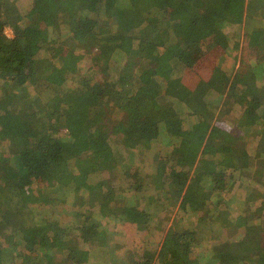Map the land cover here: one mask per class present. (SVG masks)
Returning <instances> with one entry per match:
<instances>
[{"label":"trees","instance_id":"obj_1","mask_svg":"<svg viewBox=\"0 0 264 264\" xmlns=\"http://www.w3.org/2000/svg\"><path fill=\"white\" fill-rule=\"evenodd\" d=\"M151 6L164 8L143 23H154V41L95 33L83 20L93 7L96 17L134 23L133 0H0V264H79L43 217L37 225L25 216L40 199L32 190L84 182L117 145L149 149L162 124L177 128L189 114L205 125L194 126L204 128L194 166L158 249H142L138 264H264V62L246 66L231 53L243 28L264 53V0ZM33 43L42 56L29 55ZM118 49L125 61L113 81L105 74ZM202 54L210 64L191 86L184 71ZM83 59L91 72L79 71ZM187 214L207 222L201 240Z\"/></svg>","mask_w":264,"mask_h":264},{"label":"crops","instance_id":"obj_2","mask_svg":"<svg viewBox=\"0 0 264 264\" xmlns=\"http://www.w3.org/2000/svg\"><path fill=\"white\" fill-rule=\"evenodd\" d=\"M199 144L194 137L183 138L169 156H159L152 162L155 164L152 180L158 182L157 187L147 181L151 177L144 178L140 158L137 157L138 163L135 160L136 150L126 148L127 157L123 158L113 150L111 155L103 157H109V162L102 158L100 165L88 170L84 182L68 178L48 187L44 197L40 195L36 201L41 217L50 224L51 233L61 234L62 240H73L74 250L86 251L87 255H97L100 259L94 257L87 264H112L108 257L114 250L113 237L121 244L126 233H139L143 228L139 225H148L149 216L170 212L172 189L176 187L169 190L164 186L171 187L172 174L192 163L189 145L196 149ZM115 225L119 227L114 228Z\"/></svg>","mask_w":264,"mask_h":264},{"label":"rangeland","instance_id":"obj_3","mask_svg":"<svg viewBox=\"0 0 264 264\" xmlns=\"http://www.w3.org/2000/svg\"><path fill=\"white\" fill-rule=\"evenodd\" d=\"M29 1H32V0H29ZM133 2L136 5V12L141 13L137 21L134 23L133 22L128 23L125 20H121L117 17H110V18L96 17L93 7H90L87 10H85L83 14L84 16L83 20L85 21V23H87V25L95 33H104V32L120 30L129 39L136 38V40H139V39L141 40L146 39L149 41L156 40L159 33H158V30L154 27V23H148L147 25H143V23L148 17H150L151 15H154L157 11H161L160 16L163 17L164 8L163 7L160 8L157 6L152 7L151 4L153 0H133ZM157 5H158V2H157ZM25 11L26 9L23 10V12ZM5 29L8 32V35L12 36L11 28L6 27ZM7 29L10 31H8ZM150 30H151V33H148ZM245 32H247V30L243 28L241 31V36L239 40V45H238L239 47L238 49H234V51L231 53L237 55L238 62H241V64H244L246 66L250 64H256L257 62H260V61L264 62V53L258 54L256 51H254L252 47L249 46V43L247 41L248 34H245ZM158 43H161V42L159 41ZM43 52L44 51L42 50V48L39 47L38 44L36 43H33L30 46V49L28 51L29 55H36L38 57L42 56ZM71 54L72 52L68 51L69 58L72 57ZM210 60L211 58L208 57V55L202 54L200 59L197 61L196 68L184 71L183 76L185 77L186 81L188 82L191 81L190 82L191 86L198 81L202 73V68L206 66L208 69ZM124 61H125V54L123 50L121 49L116 50L114 54L112 55V58L110 59L105 77L107 79L117 81ZM72 64L73 65L76 64V61L74 59H73ZM78 69L80 72L85 71V70L87 72H91L92 69H91L90 61L88 59H83L79 61ZM91 101L101 107V112L105 117L111 116L110 108L108 106H105L100 99L93 96L91 97ZM196 125H204V123H202V119L200 118L198 114H189L185 118V120H183L182 124L177 125V128H173L165 124L164 125L162 124L160 126L161 128H160V131L156 138L155 143L152 144L149 149H134L136 150V156H135L136 162L138 163L137 157H139L140 162L142 166L144 167L143 168L144 178L151 177V179H147L150 185L152 184L154 187H157L158 185L157 181L152 180L153 166L155 167V164L152 165V162H155V160L158 159L159 156H162V155L164 156L166 154H168L166 156H169L172 152L171 149L173 148L174 150L178 142L183 138H188V137L193 138V135H195V137L198 139V142L201 141L199 138L202 137L204 128H202V130L200 131L198 129V132H197L194 127ZM187 134H191V135L188 136ZM247 136L249 137L250 141L253 140L254 138L252 133L250 134L247 133ZM199 147L195 149L194 153L191 152V156L193 158L192 163H190L189 166H185V169L183 167L182 171H175V173L172 174V183L170 181L171 187L166 184L164 186V188L169 189V190L172 189V186L176 187V189L175 188L172 189L173 197H172V204L170 205V209L172 211L170 210L169 212L166 210L169 213L159 214L158 219L160 220H157L156 215H154V217L147 218L146 220L148 222V225L144 223H142L143 225H139L140 227H143L141 228V231H139V233L136 231L129 232V235L128 233H126L124 236V241H122L121 244L118 243L117 239L113 237L112 241L115 243H114V250L111 251V254L108 257L110 263L112 264H135L134 262L136 260V264H138V259H137L138 254L141 252L142 249H149V250H154V251L158 249V245H159V241L161 239L162 233L163 231L166 230L167 226L170 224V221L174 216V212L177 209V204L179 203L180 196L183 193L185 185H183L182 183H184V181L188 182L189 180V174L194 166V163H195L194 161H195V158L197 157ZM113 150L116 151L117 152L116 154H119L121 158L127 157L126 153L128 149H126L123 145L119 144ZM176 155L177 154L175 153V156ZM104 160L109 162V157H106ZM136 162H134L135 167H136L135 165ZM132 165L130 164V166ZM130 166L128 165V167ZM145 166L147 167L145 168ZM166 170H168L167 167H166ZM173 184H176V185H173ZM35 187H39V189L35 188L32 190L33 196H37L38 194H40L41 196L44 197L45 190L47 189V187L44 188L39 185H36ZM159 196L160 198H162L160 193H159ZM29 206L31 208L32 213L30 212L28 208H26L24 209L25 216L27 215L30 222H33V223L36 221L40 222L42 220V218H40L41 216L39 215L40 216L39 217L37 213L34 211L36 210V207H37L36 203H32ZM184 221L190 229L195 230L196 238L201 240L202 235L207 228V222L205 223L204 221H201L200 217L194 214L193 215L187 214L184 217ZM158 224H163L164 229L163 230L158 229ZM117 226L119 227V225H115L114 228H116ZM58 241L62 249L69 250L70 254L76 255L75 257H77V260H74V262L78 261L79 264H87L88 260H91L94 257H95V260L100 261L97 255H91V254L87 255L86 251L81 252V251L74 250L73 246H75V244L73 240H66V239L62 240V238H60L58 239Z\"/></svg>","mask_w":264,"mask_h":264},{"label":"built area","instance_id":"obj_4","mask_svg":"<svg viewBox=\"0 0 264 264\" xmlns=\"http://www.w3.org/2000/svg\"><path fill=\"white\" fill-rule=\"evenodd\" d=\"M8 30V29H7ZM10 31V30H8ZM4 33L7 35V36H11V35H8V32L6 31V29H4Z\"/></svg>","mask_w":264,"mask_h":264}]
</instances>
